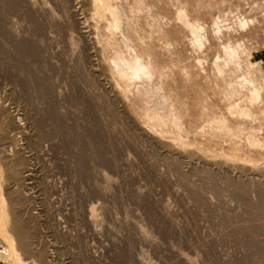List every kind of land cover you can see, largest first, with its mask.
Returning <instances> with one entry per match:
<instances>
[{"label": "bare ground", "instance_id": "obj_1", "mask_svg": "<svg viewBox=\"0 0 264 264\" xmlns=\"http://www.w3.org/2000/svg\"><path fill=\"white\" fill-rule=\"evenodd\" d=\"M152 5L151 0H0V133L14 124L22 140L18 150L0 146V262L51 261L36 247L31 216L21 214L20 186L34 171L28 162L46 150L77 186L92 223L110 219L126 226L130 248L115 264H264V161L254 157V134L229 119L254 114L237 102V94L245 88L258 103L261 88L244 75L204 102L192 98L184 83L192 77L189 57L179 59L181 64L156 63L153 36L165 17ZM182 8L193 32L190 45L200 50L204 28ZM223 19H214L217 31ZM239 22L242 29L252 23ZM225 52L240 71L239 49ZM169 68L181 76L175 97L165 87ZM224 71L217 68L221 76ZM154 81L156 95L149 90ZM110 98L120 99L136 118L125 114V125L116 116L113 126H102L107 119L102 105L113 113ZM255 114L264 118V109ZM193 115L200 122L196 129L188 126L187 116ZM112 127L107 146L103 135L110 137ZM197 135L212 146L205 148ZM241 137L249 153L238 147ZM219 139L227 144L219 145ZM193 151L200 153L197 162ZM134 152L148 167L169 173L197 210L181 215L134 189L121 195L108 172L99 180V169L118 158L130 160ZM121 178L126 186L128 178ZM159 240L167 246L163 251L152 245Z\"/></svg>", "mask_w": 264, "mask_h": 264}, {"label": "rangeland", "instance_id": "obj_2", "mask_svg": "<svg viewBox=\"0 0 264 264\" xmlns=\"http://www.w3.org/2000/svg\"><path fill=\"white\" fill-rule=\"evenodd\" d=\"M151 2L153 12H162L165 17L159 22L161 32H157L153 36L156 63L169 65L172 62H179V59L181 61L182 58L189 57L190 60H187V62L191 64L193 61L192 55L198 54L204 48L203 44L198 48L200 50H194L193 44L190 45L188 40L193 32L182 7H187L191 12L193 0H151ZM179 14L182 16H179ZM231 21L229 22L227 18L223 19L220 28H241L237 16H233ZM151 23L158 27L154 15L151 16ZM196 47L198 46L196 45ZM197 60L198 56L195 62L197 64L202 63L197 62ZM169 70L172 75L166 80L165 87L172 89L175 97L178 94L177 90L181 82L179 80L181 76L178 72V77H176L175 68H169ZM206 78L207 74L204 79ZM156 89L157 83L154 81L149 90L156 95ZM244 90L246 92L237 94L238 98L236 100L240 105L249 107L254 114L247 118L229 116V119L233 124L243 123L246 129L254 134L257 139V144L254 146V157L264 161V118L260 114H255L264 109V99L261 96L258 103H253L249 98L250 93L248 94L247 89L244 88ZM139 97L142 98L144 95L140 94ZM110 101L113 113H108L106 106L102 105L103 116L107 113V119H103L102 126L106 123L113 126L116 116L120 117L125 125L129 124L128 120L125 119V114H128L132 119L136 118L134 110L128 107L124 108L120 99L110 98ZM192 112L197 113L198 111L193 108ZM187 121L188 126L192 129L198 128L200 124L197 116L194 115L187 116ZM130 127L133 128L129 125L128 128ZM18 131V127L11 124L4 132H1L0 146L7 148L8 151L10 149L18 150L22 143ZM114 135L113 127L110 137H107L108 135L104 133L103 136L107 146L111 143L108 138L113 139ZM196 139L205 148L212 146L201 135H197ZM218 142L221 146L227 144L223 139H219ZM236 142L238 147L249 153L250 148L247 139L241 137L236 139ZM111 148L113 153L116 152V146ZM193 152L195 159L192 160L197 162L200 153ZM31 158L28 164L34 169L33 175L25 182L26 184L23 183V186H20L25 195V200L21 205V214L24 217L31 216L30 227L37 233L36 247L47 252L51 258L49 264H115L121 251L130 248L126 236V226L110 219L103 220L102 223H92L82 207L77 186L69 180L60 160L54 158L46 150H39ZM115 166L120 169V173L117 174L114 170ZM148 166L142 155L134 152L130 160L118 158L114 161V165L108 169H99L97 175L101 181H103L107 172L112 175L113 190L121 195H124L127 190L134 189L139 193L150 195L154 200L163 202L178 214H190L192 211L197 210V206L192 203V200L176 184L175 179L170 177L169 173L157 171L154 167ZM122 174L128 178L126 186L122 184ZM25 185L26 188H24ZM116 217L117 220L123 218L122 215ZM152 245L159 246L160 251H163L164 246L167 248L160 240L155 241ZM1 261L0 264H8L7 262L4 263L3 260ZM151 261L154 263L155 259Z\"/></svg>", "mask_w": 264, "mask_h": 264}, {"label": "crops", "instance_id": "obj_3", "mask_svg": "<svg viewBox=\"0 0 264 264\" xmlns=\"http://www.w3.org/2000/svg\"><path fill=\"white\" fill-rule=\"evenodd\" d=\"M191 6L192 18L204 28L201 33L204 48L192 55V77L184 82L191 97L204 102L224 92L228 82L246 75L261 88L264 99V0H193ZM220 15L229 22L237 16L252 23L246 29L231 27L217 31L214 19ZM225 48L239 49L240 71L225 57ZM197 56L201 65L195 62ZM218 67L225 69L222 76ZM206 74L208 82L204 79ZM214 100L217 102L218 97Z\"/></svg>", "mask_w": 264, "mask_h": 264}]
</instances>
